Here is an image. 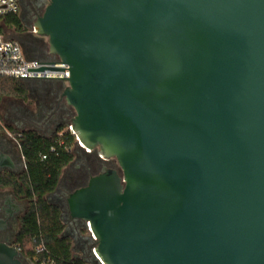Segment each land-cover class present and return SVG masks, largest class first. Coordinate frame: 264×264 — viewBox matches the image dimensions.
<instances>
[{"label": "water", "instance_id": "95a60500", "mask_svg": "<svg viewBox=\"0 0 264 264\" xmlns=\"http://www.w3.org/2000/svg\"><path fill=\"white\" fill-rule=\"evenodd\" d=\"M32 30L116 164L65 200L101 263L264 264V0H48Z\"/></svg>", "mask_w": 264, "mask_h": 264}, {"label": "flooded vegetation", "instance_id": "af4514ba", "mask_svg": "<svg viewBox=\"0 0 264 264\" xmlns=\"http://www.w3.org/2000/svg\"><path fill=\"white\" fill-rule=\"evenodd\" d=\"M47 4L48 0H18L19 10L15 16L21 22L23 29L19 32H11L27 56L32 59L54 58L47 52L46 38L37 36L32 30L34 22L42 16ZM24 84L29 87L30 93L35 95L34 98L26 102L19 98H5L11 100L9 108L3 118L0 115V120L2 119L3 122L2 125L0 123V246L15 250L17 252L15 259L19 264H39L35 256L23 252L19 243L21 225L28 207L25 195L19 194L16 186V183L20 185L25 170L19 139L25 130H35L39 134L43 132L45 134L43 136H49L59 123L66 121L68 115L66 116L64 112L70 107L61 96V83L24 82ZM47 90H50L51 94L48 99H43ZM36 94L42 99L41 101H38ZM75 162L78 161L75 159L72 164ZM72 164L63 171L59 186L47 197V200L60 208V218L64 224L61 236L71 241L73 251L77 249L84 255L86 240L82 233V222L69 216L65 202L68 194L72 192L67 187L71 182L67 170ZM112 167L115 168L114 163Z\"/></svg>", "mask_w": 264, "mask_h": 264}, {"label": "trees", "instance_id": "16d2710c", "mask_svg": "<svg viewBox=\"0 0 264 264\" xmlns=\"http://www.w3.org/2000/svg\"><path fill=\"white\" fill-rule=\"evenodd\" d=\"M22 29V24L15 15L0 18V34L4 35V30L19 32ZM30 92L24 82L0 77V102L4 98H19L24 102L32 100L35 95ZM45 94L43 99H48L50 90ZM38 99L42 100L40 97ZM64 113L68 115L66 121L59 123L49 136H43L35 130H25L18 138L25 170L20 185L16 183V186L18 193L24 194L28 201L19 243L23 252L35 256L39 264L44 261L54 264H88L75 257L71 241L61 236L64 224L60 218V208L47 200L59 186L63 171L75 161L78 153L83 152L67 130V124L74 115L73 110L68 108ZM82 156L86 159L85 162L90 163L89 166L84 165L79 172L71 174L73 190L85 186L88 179L99 174L104 165L110 167V161L104 164L94 153Z\"/></svg>", "mask_w": 264, "mask_h": 264}, {"label": "built area", "instance_id": "2783aa9c", "mask_svg": "<svg viewBox=\"0 0 264 264\" xmlns=\"http://www.w3.org/2000/svg\"><path fill=\"white\" fill-rule=\"evenodd\" d=\"M19 6L18 0H0V18H5L8 15H16ZM37 63H54V64H37ZM62 63L56 57L51 59H32L27 56L21 44L12 39L6 38L0 34V77L11 78L20 82L26 83H64L67 85V79L56 78H69V70L66 64ZM40 67L61 68V71L43 70V72H27V69H37ZM19 75V77H18ZM25 77H38V78H25ZM67 130L74 136L71 127L68 126ZM75 138V136H74ZM76 141V140H75ZM77 144V143H76ZM77 147L81 148L80 144ZM85 153L88 150L83 149ZM82 230L85 232L84 238L86 240V254L89 257V264H102L96 254V240L92 235L89 224L86 222ZM40 264H54L51 261H44Z\"/></svg>", "mask_w": 264, "mask_h": 264}, {"label": "rangeland", "instance_id": "374dc122", "mask_svg": "<svg viewBox=\"0 0 264 264\" xmlns=\"http://www.w3.org/2000/svg\"><path fill=\"white\" fill-rule=\"evenodd\" d=\"M4 36L6 37V38H8V39H12V40H16L17 41V39L14 37V35H13V33L11 32V31H9V30H4ZM46 42H47V40H45ZM33 94V93H32ZM38 94V93H37ZM36 94V95H37ZM34 95V94H33ZM37 98H38V95H37ZM10 101L11 100H8V99H5L4 98V100L2 101V102H0V105H1V107H0V115H1V117L3 118L4 117V115L6 114V111L8 110V108H9V104H10ZM0 123H1V125H2V119L0 120ZM22 127V126H21ZM52 129V128H51ZM50 129V130H51ZM40 134H42V135H45L43 132H41ZM83 154H85V152L83 151L82 153H78V155H77V157H76V161H78V162H75V164H72V166L67 170L68 172H67V174H69L70 176H71V174H73V173H75V172H79L80 171V169L82 168V167H84V165H86V166H89V163H87V162H85V160L86 159H84L83 158ZM90 161H91V159H89ZM112 163H114L115 164V161H113V160H111L110 161V163H108L109 165H110V168H113L112 167ZM66 171V170H65ZM67 177H68V175H67ZM67 187H68V190L69 191H72L73 189H74V184H71V183H69L68 185H67ZM82 233H83V235L85 234V232L82 230ZM73 253H74V255H79V257L78 258H80V259H83V260H85V261H87V262H89V257H88V255L87 254H82L81 253V251H77V249L76 250H74L73 251ZM84 256V257H83Z\"/></svg>", "mask_w": 264, "mask_h": 264}]
</instances>
